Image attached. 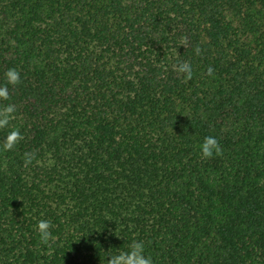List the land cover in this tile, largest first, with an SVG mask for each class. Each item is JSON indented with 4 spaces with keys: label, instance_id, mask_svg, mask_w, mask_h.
Listing matches in <instances>:
<instances>
[{
    "label": "trees",
    "instance_id": "16d2710c",
    "mask_svg": "<svg viewBox=\"0 0 264 264\" xmlns=\"http://www.w3.org/2000/svg\"><path fill=\"white\" fill-rule=\"evenodd\" d=\"M9 69L0 264H264V0H0Z\"/></svg>",
    "mask_w": 264,
    "mask_h": 264
},
{
    "label": "clouds",
    "instance_id": "9594fccd",
    "mask_svg": "<svg viewBox=\"0 0 264 264\" xmlns=\"http://www.w3.org/2000/svg\"><path fill=\"white\" fill-rule=\"evenodd\" d=\"M199 54L200 49H196ZM176 70L185 74V79H190L192 76V68L189 63L184 62L175 66ZM212 74V69H209V75ZM6 84L0 85V100H9L8 85H18L21 82L20 73L16 69H9L5 74ZM16 112L15 105L9 103L0 107V129H7L10 127V120ZM21 138L18 130L12 129L7 132L3 142L4 150H11ZM200 152L204 157H212L221 153V147L218 140L213 136L205 137L203 143L200 145ZM32 154L25 153V165L31 163ZM37 231L39 233V240L44 245H49L54 241L55 237L51 232V222L48 220H40L37 224ZM109 264H153L152 258L146 254L145 246L142 241H133L126 251H120L110 256Z\"/></svg>",
    "mask_w": 264,
    "mask_h": 264
}]
</instances>
